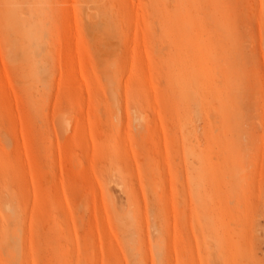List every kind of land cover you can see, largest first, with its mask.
I'll return each mask as SVG.
<instances>
[{
  "label": "rangeland",
  "instance_id": "obj_1",
  "mask_svg": "<svg viewBox=\"0 0 264 264\" xmlns=\"http://www.w3.org/2000/svg\"><path fill=\"white\" fill-rule=\"evenodd\" d=\"M0 264H264V0H0Z\"/></svg>",
  "mask_w": 264,
  "mask_h": 264
},
{
  "label": "bare ground",
  "instance_id": "obj_2",
  "mask_svg": "<svg viewBox=\"0 0 264 264\" xmlns=\"http://www.w3.org/2000/svg\"><path fill=\"white\" fill-rule=\"evenodd\" d=\"M97 14V13H96ZM95 19H96V17H95ZM212 254V253H211ZM215 255V254H214ZM214 258V257H213ZM212 259V258H211Z\"/></svg>",
  "mask_w": 264,
  "mask_h": 264
}]
</instances>
